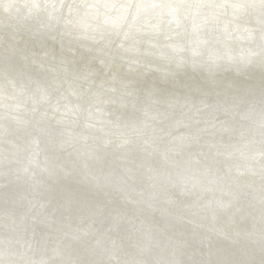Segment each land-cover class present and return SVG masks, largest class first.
<instances>
[{
    "label": "bare ground",
    "instance_id": "6f19581e",
    "mask_svg": "<svg viewBox=\"0 0 264 264\" xmlns=\"http://www.w3.org/2000/svg\"><path fill=\"white\" fill-rule=\"evenodd\" d=\"M199 85L222 94L196 100ZM209 202L241 228L264 210V0H0V254L166 264L198 244L192 213ZM107 211L119 225L94 238Z\"/></svg>",
    "mask_w": 264,
    "mask_h": 264
},
{
    "label": "clouds",
    "instance_id": "9594fccd",
    "mask_svg": "<svg viewBox=\"0 0 264 264\" xmlns=\"http://www.w3.org/2000/svg\"><path fill=\"white\" fill-rule=\"evenodd\" d=\"M198 188L200 182L192 185V189ZM218 212L228 219L220 221ZM192 215L196 217L193 225L200 232L198 244L177 242L166 264H264V210L249 214L246 228L240 227V219L229 205L217 207L213 202L203 203ZM0 264L26 262L16 253H6L0 254Z\"/></svg>",
    "mask_w": 264,
    "mask_h": 264
},
{
    "label": "water",
    "instance_id": "95a60500",
    "mask_svg": "<svg viewBox=\"0 0 264 264\" xmlns=\"http://www.w3.org/2000/svg\"><path fill=\"white\" fill-rule=\"evenodd\" d=\"M117 85V84H116ZM96 86V85H95ZM97 90L98 89H101V88H99V86L96 88ZM202 89H204L203 87H200V85L197 87V88H195V89H193L195 92H194V94H195V98L194 99H196V100H198L199 99V97H201V96H206L207 98H209V97H211V96H214V97H217L215 94H217V95H221L222 94V92L220 91V89H217V90H210L209 92H207L206 90H202ZM137 96H131V98H134V100H136L137 98H139V97H137ZM126 98V96L125 97H122V100L121 101H124V99ZM128 98V97H127ZM141 98H146V99H148L147 97H145V96H143V97H140V99ZM187 102H188V100H187ZM195 102V100H193V103ZM168 103L169 102H165V103H159L158 101H154L153 103H152V105H155L156 106V109H154V111L153 112H156L158 115H162V114H166V116L167 117H172L171 115H177V113L174 111V112H172V113H169V112H167V107H168ZM197 103H201V102H199V101H197ZM182 104V102L180 101V102H177V103H175V105L174 106H176V107H178L179 105H181ZM137 106H139V105H137ZM174 106L173 107H171V108H169V109H174ZM124 108H126L125 106H124ZM120 112H122L121 114H123L122 115V118L123 119H127L129 116H127L126 114H129L130 116L131 115H134L135 113H137L138 112V110H137V108L135 107L134 108V112H130L128 109H124V110H122V111H120ZM39 114V113H38ZM193 115L195 116V119H196V122L195 123H199V121H201V118H202V116L201 117H197V114L196 113H193ZM132 120V119H131ZM168 133H170V131H168ZM162 136V135H161ZM163 138V137H162ZM168 138H170V134H168ZM165 139H166V137H165ZM95 141H97V138L96 139H94ZM174 141V143L176 144V140H171V141H169L170 142V144H172V142ZM233 141H234V138H233V140H229V141H227V143L225 144V146L223 145V144H221V143H213V144H204V143H202V144H200L199 146H197V147H195V148H192V151H194V155L195 156H197L198 157V159H200V160H203V156H202V154H201V152L202 153H205V156H206V154H208L207 153V151H217L216 150V148H218V149H221L220 150V152L221 151H224V150H226V151H235V148H238V147H236L235 145H234V143H233ZM85 144V143H84ZM142 145H146V144H144V143H142ZM142 145L140 146V147H142ZM147 145L150 147L151 145H152V143H151V141L150 142H147ZM140 147H139V149H140ZM149 149H152V148H149ZM140 150H143V149H140ZM154 151L153 150H151V151H148V152H146V155H149L150 153H153ZM237 152V151H236ZM55 154V158L56 159H58V158H62V157H58V155H57V153L55 152L54 153ZM231 156H234V154H230ZM194 156V157H195ZM234 159H236V157H234V158H232V157H229V156H227L226 158H225V163H227V162H233V160ZM47 161H48V159H46ZM61 160V159H60ZM64 160L65 161H68V159H63L62 158V162H64ZM108 160H105L104 162H107ZM138 161H139V164H140V167L142 168L143 167V163H142V161L140 160V159H138ZM87 162V161H86ZM204 162H207V167L208 166H211V164H212V162H211V160L208 158L207 160H205ZM50 163H51V161H50ZM65 163H67L68 164V162H65ZM71 164H74L75 163V161H72V162H70ZM51 165L53 166V170H55V172L56 171H59V170H61L60 169V166L59 165H57L56 163H51ZM132 167V166H131ZM131 167H129V168H131ZM198 167H200V166H198ZM205 167V166H204ZM133 168V167H132ZM134 169V168H133ZM135 170H137V171H135ZM134 171H135V175H139L140 174V169H134ZM187 172H189V170L187 171ZM133 174V173H132ZM75 184L76 183H74V184H71V185H69L70 187H74L75 186ZM84 190H85V186H81L79 189H78V196H81V195H83L84 194ZM124 190H126V189H124ZM158 201H156V203H157ZM111 205V203H109L108 204V211L109 210H111V209H113V207H111L110 206ZM114 210V209H113ZM67 211V213H70V214H72L71 212H70V210H66ZM107 211V215L103 218V219H101V220H99V221H97V220H95L94 221V229H96L95 231H93L92 233H91V235H93L94 236V238H98V239H100L101 240V234H104V232H108V230L109 229H116V226L117 225H119V221L120 220H116V218H114L113 220H111V221H109L108 222V220H106V217H107V219H108V217H109V215H111L113 212L112 211H110V212H108ZM74 215H76V214H74ZM175 216H178V214H174ZM142 219H141V217L138 215V216H136L135 217V219L132 221V222H130L126 227L124 226V225H122L121 226V229H120V231H119V233L117 234V235H119L120 233H122V235L124 236L126 233H128V232H135L136 230H137V223H136V221H141ZM117 221V222H116ZM144 221H146V220H144ZM106 222V226L103 224V223H105ZM191 222V221H190ZM92 228V229H93ZM91 229V230H92ZM157 229L161 232V233H163L166 237H167V234L168 233H166V232H164V231H162L161 229H159L158 227H157ZM113 230V231H114ZM69 232H71L72 234L74 233V231H69ZM76 239V238H75ZM141 239H145V237L144 238H141ZM77 240V239H76ZM133 241V240H132ZM104 244V243H103ZM122 244H124L123 243V241H122ZM126 246V245H125ZM109 249V248H108ZM117 249V248H116ZM118 249H120V248H118ZM95 250V252H98V251H103L104 253L105 252H107L105 249H100V247L96 250V249H94ZM108 253V252H107ZM123 253H126V252H124L123 251ZM109 254V253H108ZM90 255H92V254H90ZM116 256H118L117 254H116ZM118 259L120 260V256L118 257Z\"/></svg>",
    "mask_w": 264,
    "mask_h": 264
}]
</instances>
